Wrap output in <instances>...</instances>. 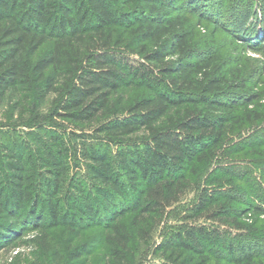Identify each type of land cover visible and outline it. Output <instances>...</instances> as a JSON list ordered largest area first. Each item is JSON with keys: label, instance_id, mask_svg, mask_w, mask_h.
<instances>
[{"label": "trees", "instance_id": "16d2710c", "mask_svg": "<svg viewBox=\"0 0 264 264\" xmlns=\"http://www.w3.org/2000/svg\"><path fill=\"white\" fill-rule=\"evenodd\" d=\"M253 43L264 0H0V249L264 264V179L226 163L264 174V129L229 146L262 120Z\"/></svg>", "mask_w": 264, "mask_h": 264}, {"label": "rangeland", "instance_id": "374dc122", "mask_svg": "<svg viewBox=\"0 0 264 264\" xmlns=\"http://www.w3.org/2000/svg\"><path fill=\"white\" fill-rule=\"evenodd\" d=\"M200 32L203 35L209 36L214 33L216 39L220 44L223 43V47H225V51L229 48L228 45V38H226L225 34L222 31H215L214 30V25H212L209 22H203L202 26L200 27ZM239 56L241 58V61L249 67V70L251 68H258L257 72L255 73V76L252 77L253 80H255L256 84V90H261V93H264V52H262V49L259 48L256 44L253 43L252 46L248 47H241L239 48ZM252 76V74H251ZM250 76V77H251ZM264 97V94H262ZM261 106H260V112H261V118L262 120L258 122L254 127L250 128L249 131L245 132L244 135L240 137H235L231 139V143L229 146L234 145L237 143L240 139H243L244 137H248L252 134L255 135L257 131H260L264 129V98L261 100ZM6 114V108L2 105L0 106V118L5 117ZM264 149V147L259 148ZM232 150H230V153ZM226 163L229 164H235L234 166L238 167H247L250 168L249 170L252 171L253 175L256 178H261L264 179V174H261V168L259 169H254L252 166L253 160L249 158V156L246 155H238L231 157L226 160ZM237 170H240L237 168ZM95 231L98 232V230L94 231H87L82 234V236L73 241V245L79 244L85 240L91 239L95 234ZM31 233L25 235L24 237H29ZM96 235V234H95ZM95 237V236H94ZM96 238V237H95ZM93 239V248L91 250V254L88 256H85L81 261L80 264H99L101 263V255H102V250L100 243L97 242L98 240ZM62 245H65L64 243ZM65 247V246H64ZM147 261L150 262L149 257L147 258ZM39 263V264H49L47 258L42 255V253L39 251L37 246L32 244L31 242H21L15 246H9L0 249V264H31V263Z\"/></svg>", "mask_w": 264, "mask_h": 264}]
</instances>
